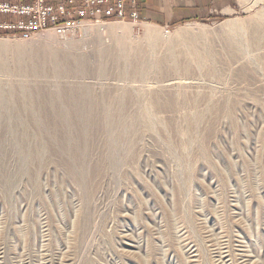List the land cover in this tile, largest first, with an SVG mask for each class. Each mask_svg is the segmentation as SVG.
<instances>
[{
    "label": "rangeland",
    "instance_id": "obj_1",
    "mask_svg": "<svg viewBox=\"0 0 264 264\" xmlns=\"http://www.w3.org/2000/svg\"><path fill=\"white\" fill-rule=\"evenodd\" d=\"M240 2L0 36V264H264V0Z\"/></svg>",
    "mask_w": 264,
    "mask_h": 264
},
{
    "label": "built area",
    "instance_id": "obj_2",
    "mask_svg": "<svg viewBox=\"0 0 264 264\" xmlns=\"http://www.w3.org/2000/svg\"><path fill=\"white\" fill-rule=\"evenodd\" d=\"M127 3H131L132 8L138 5L137 0H0V30H15L24 40L45 31L66 38L72 36L85 20H124ZM3 14L17 19L15 22L3 20Z\"/></svg>",
    "mask_w": 264,
    "mask_h": 264
},
{
    "label": "crops",
    "instance_id": "obj_3",
    "mask_svg": "<svg viewBox=\"0 0 264 264\" xmlns=\"http://www.w3.org/2000/svg\"><path fill=\"white\" fill-rule=\"evenodd\" d=\"M243 7L240 0H138L141 18L157 25L179 24L205 16L227 17Z\"/></svg>",
    "mask_w": 264,
    "mask_h": 264
},
{
    "label": "bare ground",
    "instance_id": "obj_4",
    "mask_svg": "<svg viewBox=\"0 0 264 264\" xmlns=\"http://www.w3.org/2000/svg\"><path fill=\"white\" fill-rule=\"evenodd\" d=\"M137 5V4H136ZM132 12V11H131ZM138 12V11H137ZM4 15V14H3ZM11 16V15H10ZM132 19H135L136 18V16H134V15H132V17H131ZM101 23V24H100ZM103 23V24H102ZM245 24V23H244ZM244 24H242V23H234V26H243ZM106 23H104V22H96L95 24H92V25H88V26H86V27H84L83 28V31H85V32H95V33H103L104 31H106ZM108 28V27H107ZM188 33V29H180V31H179V36H181V37H183V36H185L186 34ZM3 44V42H1L0 41V45H2ZM58 60H56V65H58ZM141 65H144V62H140L139 64H137V66H139V67H141ZM174 82V81H173ZM173 82L171 81V82H169L168 83V85H170V84H173ZM70 96V95H69ZM70 98H73V99H76L77 98V96H75L74 94H71V96H70ZM60 114V113H59ZM77 116V115H76ZM78 117H80V115L78 116ZM81 118V117H80ZM79 118V120H83V119H80ZM63 121L64 122H67V118L63 115ZM220 252V251H219ZM219 254V253H218ZM223 254H224V252H222V254H221V256H220V263L222 262V263H224V256H223ZM218 260H219V258H218Z\"/></svg>",
    "mask_w": 264,
    "mask_h": 264
},
{
    "label": "trees",
    "instance_id": "obj_5",
    "mask_svg": "<svg viewBox=\"0 0 264 264\" xmlns=\"http://www.w3.org/2000/svg\"><path fill=\"white\" fill-rule=\"evenodd\" d=\"M8 34H10V33L7 32V31H0V36H2V35H8Z\"/></svg>",
    "mask_w": 264,
    "mask_h": 264
}]
</instances>
